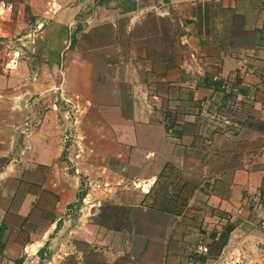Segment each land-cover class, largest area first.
Listing matches in <instances>:
<instances>
[{"label":"crops","instance_id":"crops-1","mask_svg":"<svg viewBox=\"0 0 264 264\" xmlns=\"http://www.w3.org/2000/svg\"><path fill=\"white\" fill-rule=\"evenodd\" d=\"M153 17L171 34L146 29ZM103 25L139 45L102 71L122 86L109 104L72 85V54L63 63L74 32ZM225 108L242 117L213 116ZM216 120L264 123V0H0V264H60L47 248L93 184L99 203L144 199L161 242L131 230L130 249L161 252L155 264H264V145L219 162Z\"/></svg>","mask_w":264,"mask_h":264},{"label":"rangeland","instance_id":"rangeland-1","mask_svg":"<svg viewBox=\"0 0 264 264\" xmlns=\"http://www.w3.org/2000/svg\"><path fill=\"white\" fill-rule=\"evenodd\" d=\"M152 21L154 25L151 24L152 26L146 29L156 33L165 31L171 34V28L167 22L157 17H153ZM116 33L117 36H115ZM118 36L119 42L115 40L116 38L118 40ZM160 45L162 44L157 40L150 44L154 51H157ZM134 47L139 51V45L132 42V35L126 28H117L116 32V29L110 25L94 27L89 33L81 31L78 34L75 32L72 34L70 47L63 56V63L65 66L68 54H72L73 58L70 59L71 65L74 66L71 72L72 85L84 88L86 95L96 102L101 97L102 101L109 104L114 101L113 97L119 94L118 90L122 86L120 87V83L110 75H106V79L101 80L102 71L108 69V63L112 64L115 61V52L118 51L121 55L120 58L117 56L119 67L128 68L131 64V50ZM113 67L115 66L112 65L110 68ZM218 111L213 116L218 114L235 119L242 117V114L235 110L225 108ZM211 132L219 133L212 144V150L216 148L219 150V162L229 158L233 164L239 165L241 159L247 156L244 152L256 154L264 145L263 122L252 120L247 124H240L216 120L208 125V133ZM88 187V193H91L90 201H81L74 205L71 221L66 226L63 223L60 225L63 233L56 235L59 242L52 249L47 248V255L56 251L55 248L58 246L59 249L63 248L59 250L60 256H57L60 264H155L159 262L161 252L155 249L148 252L130 249L131 230L140 233V242L143 240H151L153 243L161 242V239L158 242L145 234L144 227H148L150 223H144L142 218L144 212H147V216L149 213L148 207L143 203L144 199L139 205L131 202L129 200L131 197L128 199L123 197L115 203H99L97 202L98 186L93 184ZM120 189L122 190L121 187L118 188ZM134 190L138 193L142 189L139 187ZM154 222L155 228H161L162 220L155 218ZM52 238L55 239V236ZM70 243L71 245L75 243L77 250L72 251ZM43 254L46 256L44 251Z\"/></svg>","mask_w":264,"mask_h":264},{"label":"built area","instance_id":"built-area-1","mask_svg":"<svg viewBox=\"0 0 264 264\" xmlns=\"http://www.w3.org/2000/svg\"><path fill=\"white\" fill-rule=\"evenodd\" d=\"M26 37L29 38V37H32V35L28 34L26 36H24V35L19 36L13 41V44L10 45L11 48L14 47L13 49L15 50V58L14 57L9 58V60L6 62V67H8V68L16 67V65H17L16 58H18L20 56L22 48L25 46ZM71 114L73 116V112ZM31 125H32L31 119L28 117L26 119V121H25L26 130L30 131L32 129ZM259 227L264 231V218L261 220V222L259 224ZM26 252H27V250H26ZM228 256H229V258L231 259L232 262H236L237 261L236 257L232 254V252L229 253Z\"/></svg>","mask_w":264,"mask_h":264},{"label":"trees","instance_id":"trees-1","mask_svg":"<svg viewBox=\"0 0 264 264\" xmlns=\"http://www.w3.org/2000/svg\"><path fill=\"white\" fill-rule=\"evenodd\" d=\"M81 29H82V28H79L78 30H81ZM223 225H224V230H223V231L221 232V234H220V236H221L220 240L225 239L226 236H227V233H228V229H227L226 224L224 223Z\"/></svg>","mask_w":264,"mask_h":264}]
</instances>
